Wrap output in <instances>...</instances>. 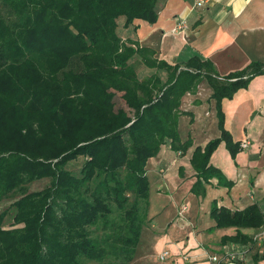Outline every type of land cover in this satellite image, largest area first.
<instances>
[{
    "label": "trees",
    "instance_id": "16d2710c",
    "mask_svg": "<svg viewBox=\"0 0 264 264\" xmlns=\"http://www.w3.org/2000/svg\"><path fill=\"white\" fill-rule=\"evenodd\" d=\"M121 17L125 28L155 24L158 0H0V202L21 194L12 228L4 227L8 212L0 214V264L131 262L149 222L148 162L164 145L181 156L193 147L181 139L180 118L190 115L181 106L203 81L221 134L195 149L191 193L205 197L213 179L234 186L211 164L222 143L233 160L243 150L225 127L223 101L264 75V64L225 76L198 55L170 64L124 41ZM135 58L156 73L141 80ZM80 158L79 172L69 170ZM43 179L51 184L29 193ZM210 215L217 229L264 224L257 204L232 211L214 202ZM252 241L239 231L221 243Z\"/></svg>",
    "mask_w": 264,
    "mask_h": 264
},
{
    "label": "crops",
    "instance_id": "0c3cea01",
    "mask_svg": "<svg viewBox=\"0 0 264 264\" xmlns=\"http://www.w3.org/2000/svg\"><path fill=\"white\" fill-rule=\"evenodd\" d=\"M158 6L159 18L155 24L136 20L125 28V18H119V36L153 49L159 60L170 64L186 62L195 55L211 60L221 76L253 63L264 64V0H210L205 7H198L196 0H158ZM137 59L140 61L135 58L133 62ZM140 68L141 80L156 73L144 65ZM159 75L163 81L167 80L166 72ZM212 94L208 83L203 81L196 94L183 98L181 110L190 115L180 118L179 131L183 141L193 139V147L186 155L173 152L167 144L148 164L149 180L156 185V195L150 189L149 221L167 219L166 209L169 206L173 209L168 226L161 230L163 236L153 238L152 242L157 249L161 244L174 247L172 264H264L262 241L246 245L221 243L224 237L235 236L239 231L253 240L263 225L217 229L210 215L214 202L232 211H243L257 204L264 214V75L255 77L232 100L223 101L226 129L235 141L250 143L236 160L225 143L211 158V164L233 181L234 186L220 187L213 179L206 187V196L197 197L191 193L197 179L191 165L192 155L197 147H204L221 134ZM168 171L179 173L181 191L177 198L157 193L158 190L163 193ZM166 251L169 256L164 261L172 256L169 249ZM231 256L235 258L230 260Z\"/></svg>",
    "mask_w": 264,
    "mask_h": 264
},
{
    "label": "rangeland",
    "instance_id": "374dc122",
    "mask_svg": "<svg viewBox=\"0 0 264 264\" xmlns=\"http://www.w3.org/2000/svg\"><path fill=\"white\" fill-rule=\"evenodd\" d=\"M135 66H137V71L140 72L142 67V62L139 61L138 59L133 62ZM143 75V71L140 72V76ZM116 104L117 107H124L125 104L120 97V94L116 98ZM211 129V128H210ZM212 130V129H211ZM171 149V148H170ZM174 152V151H173ZM155 158V157H154ZM152 159V158H151ZM150 159V160H151ZM149 160V162H150ZM148 162V164H149ZM82 165V159L80 158L79 160L73 162L68 166V169L73 171L74 173H78ZM148 168V165H147ZM179 177V173L175 171H168L166 174V186L164 188L163 193L158 190L157 193L161 196L164 197H173L177 198L180 195L181 187L179 185V182L177 181V178ZM149 178V177H148ZM150 179V178H149ZM150 181V188L152 190L153 195H156V185L154 184V181ZM51 184V179H43L37 182H34L30 185H28V190L29 193L36 192V191H41L44 188L48 187ZM178 190V192H176ZM21 197V194H18L16 196H13L9 199L3 200L0 202V214L3 212H8L7 217L4 221V227L7 229L12 228V223H13V215H14V210H12V205L13 203L18 200ZM164 201V200H163ZM151 207V206H150ZM155 207H152V210H154ZM167 211L168 218L166 217L162 218L159 217L157 218L155 222H148L143 229V233L141 236L140 243L137 247L135 256L133 257V260L129 263H124L121 259H116L112 257L108 261L104 263H99V262H91V261H85V264H172V259L174 258V247H169L165 246L164 244H161V246L157 249L155 248L156 246L153 244L152 239L157 238L158 236L162 235V229L165 228L168 223V219L171 218V210L172 207L169 206ZM173 223V222H172ZM175 224V223H174ZM155 225V227H153ZM171 225V224H170ZM176 228V227H175ZM95 229V228H94ZM100 229L96 230V236L101 237L104 235L103 231H99ZM164 234V233H163ZM163 236V235H162ZM158 247V246H157ZM169 249L172 253V256L170 259L167 261H161L160 260V255L165 251V249ZM175 263V262H174Z\"/></svg>",
    "mask_w": 264,
    "mask_h": 264
},
{
    "label": "built area",
    "instance_id": "2783aa9c",
    "mask_svg": "<svg viewBox=\"0 0 264 264\" xmlns=\"http://www.w3.org/2000/svg\"><path fill=\"white\" fill-rule=\"evenodd\" d=\"M209 1L210 0H196L198 7H205L209 3ZM249 147H250V143L247 140L242 142V149L243 150H247ZM183 211H184V208H183L182 212ZM253 241H262L264 243V224L261 228L260 233L253 238ZM168 256H169V252L166 251L160 256V260L164 261ZM231 258H230V260H233L235 258V256H231Z\"/></svg>",
    "mask_w": 264,
    "mask_h": 264
}]
</instances>
